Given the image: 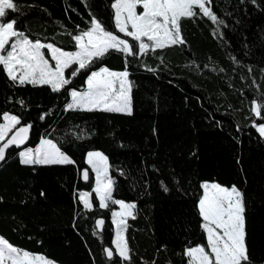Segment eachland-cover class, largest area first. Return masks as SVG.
Here are the masks:
<instances>
[{
	"label": "trees",
	"instance_id": "obj_1",
	"mask_svg": "<svg viewBox=\"0 0 264 264\" xmlns=\"http://www.w3.org/2000/svg\"><path fill=\"white\" fill-rule=\"evenodd\" d=\"M14 3L19 11L9 10L5 21L64 50L75 49L73 34L87 30L93 18L126 37L115 27L114 0ZM208 6L223 24L196 9L179 22L183 45L127 57L110 51L60 92L14 83L0 66V123L4 112L18 116V127L30 125L26 147L51 139L74 161L23 165L22 148L6 151L0 238L56 264H188L185 249L206 245L198 201L208 181L242 193L249 264H264V136L255 126L264 123V0H211ZM126 38L138 51V42ZM126 64L131 114L66 110L67 89H85L87 76L102 66L124 71ZM90 151L107 158L113 199L136 206L124 232L128 260L113 246L115 205L101 208L92 192ZM82 190L91 192V210L79 202ZM106 248L114 252L110 260Z\"/></svg>",
	"mask_w": 264,
	"mask_h": 264
},
{
	"label": "snow or ice",
	"instance_id": "obj_2",
	"mask_svg": "<svg viewBox=\"0 0 264 264\" xmlns=\"http://www.w3.org/2000/svg\"><path fill=\"white\" fill-rule=\"evenodd\" d=\"M210 4L211 0H114L111 6L115 10V27L119 33L138 42V51L137 45L107 30L95 18L91 20L87 30L73 34L76 50L66 51L54 43L30 39L24 32L16 29L15 20L5 21L9 10L18 12L19 8L14 0H0V66L14 83L47 85L52 92H60L71 84V77L89 68L95 60L110 51L123 53L127 57L143 55L148 50L183 45L185 41L179 22L182 18L196 16V9L213 22L223 24L208 6ZM139 8L142 11H138ZM126 68L127 64L124 71L110 70L106 66L91 71L86 79L85 90L67 89L71 102L66 104V110H101L131 114V88ZM69 70L70 77L66 76V71ZM20 103L23 104V101ZM252 110L260 115L261 105L253 101ZM2 118L4 122L0 123V161L6 158V151L11 146L19 147L25 143L30 128V125L18 127L20 118L8 112H4ZM258 131L264 136V123L258 126ZM19 157L23 165L74 163L51 139H41L34 149L20 151ZM87 157V163L96 174L94 191L99 206L107 208L109 201L119 205L120 211L114 210L111 213L116 225L113 244L115 254L128 260L129 249L123 233L127 227L126 219L135 218L133 210L136 206L134 203L113 199V181L108 176L107 158L99 151H90ZM83 178L89 179L87 170L83 171ZM201 188L203 195L198 201V212L202 218V230L206 233V245L197 244L185 249L184 255L188 257V264H249L242 193L236 186L228 188L218 183L205 182L201 184ZM79 202L86 210H91L89 193L80 192ZM96 223L100 226L103 221L97 220ZM105 252L109 259L113 258L114 252L111 248H106ZM33 261L50 264L44 257L32 256L0 238V264H33Z\"/></svg>",
	"mask_w": 264,
	"mask_h": 264
},
{
	"label": "rangeland",
	"instance_id": "obj_3",
	"mask_svg": "<svg viewBox=\"0 0 264 264\" xmlns=\"http://www.w3.org/2000/svg\"><path fill=\"white\" fill-rule=\"evenodd\" d=\"M115 11V10H114ZM138 11H142V8H139L138 9ZM115 20V19H114ZM121 38H123V37H121ZM123 39H127L126 37L125 38H123ZM76 49H74V50H70V51H75ZM46 51V50H45ZM66 51H68V50H66ZM48 58L49 59H51L50 58V56H48ZM54 63V62H53ZM111 70V69H110ZM256 114V113H255ZM4 121H2L1 123H3ZM260 124H255V126H256V128H257V130H258V126H259ZM42 139H46V138H42ZM41 140V139H40ZM38 145V144H37ZM36 145V146H37ZM35 146V147H36ZM27 148H33L34 149V147H24V148H22L20 151H22V150H25V149H27ZM87 159H88V157L86 156V158H85V160H86V163H87ZM108 164V163H107ZM87 165L89 166V169H90V171H91V175H92V178H93V188H92V192H94V194H95V191H94V189H95V187H96V174H95V171L92 169V167H91V165H89L88 163H87ZM108 176L110 177V175H109V171H108ZM111 178V177H110ZM112 180V179H111ZM205 183V182H204ZM207 183H216V182H208L207 181ZM221 186H223V185H221ZM223 187H227V186H223ZM232 187V186H231ZM231 187H228V188H231ZM83 192H87V193H89L90 194V200H91V202H92V198H91V192L90 191H87V190H82ZM82 191H80V192H82ZM79 192V193H80ZM96 195V194H95ZM97 199H98V197H97ZM99 201V200H98ZM124 202H126V201H124ZM112 202L111 201H109L108 202V204H111ZM126 203H131V202H126ZM113 204V203H112ZM115 205V204H114ZM115 211H120V208H119V205H115V209H114ZM113 210V211H114ZM113 220H114V218L112 217V214H111V221H112V224H113V228H114V237H113V241L115 240V238H116V225L113 223ZM124 232H125V230H124ZM124 234V233H123ZM113 246H114V244H113ZM114 249H115V246H114ZM32 256H41V255H39V254H32V253H30ZM118 255V254H117ZM119 256V255H118ZM41 257H43V256H41ZM122 258V257H121ZM47 260V259H46ZM47 261H49L50 262V264H56V263H54V262H52V261H50V260H47ZM33 264H42V262H40V261H33Z\"/></svg>",
	"mask_w": 264,
	"mask_h": 264
},
{
	"label": "water",
	"instance_id": "obj_4",
	"mask_svg": "<svg viewBox=\"0 0 264 264\" xmlns=\"http://www.w3.org/2000/svg\"><path fill=\"white\" fill-rule=\"evenodd\" d=\"M28 141H29V133H28V139L25 141V143H24L23 145H20L18 148H24V147H26L27 144H28ZM11 147H12V146H11ZM15 147H17V146H15ZM84 170H87V171H88V169H86V168H84V169L81 171V179H82L83 181H87V180H85V179L83 178V171H84ZM88 175H89V171H88ZM98 220L103 221V218H99ZM96 226H97L98 232H100V230L102 229L103 223H102V225H100V226H98L97 223H96ZM105 255H106V258H107L108 260H110V259L107 257L106 252H105Z\"/></svg>",
	"mask_w": 264,
	"mask_h": 264
},
{
	"label": "crops",
	"instance_id": "obj_5",
	"mask_svg": "<svg viewBox=\"0 0 264 264\" xmlns=\"http://www.w3.org/2000/svg\"><path fill=\"white\" fill-rule=\"evenodd\" d=\"M86 87H87V85H86ZM86 87H85V89H86ZM85 89H83V90H85ZM83 90H81V91H83ZM70 102H71V99H70ZM40 142V141H39ZM39 142H38V144H39ZM35 148V147H34ZM87 156V155H86Z\"/></svg>",
	"mask_w": 264,
	"mask_h": 264
}]
</instances>
